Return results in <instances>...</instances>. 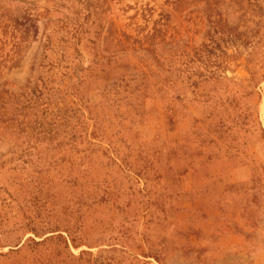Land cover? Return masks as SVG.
Returning a JSON list of instances; mask_svg holds the SVG:
<instances>
[{
  "label": "rangeland",
  "instance_id": "obj_1",
  "mask_svg": "<svg viewBox=\"0 0 264 264\" xmlns=\"http://www.w3.org/2000/svg\"><path fill=\"white\" fill-rule=\"evenodd\" d=\"M0 264H264V0H0Z\"/></svg>",
  "mask_w": 264,
  "mask_h": 264
}]
</instances>
